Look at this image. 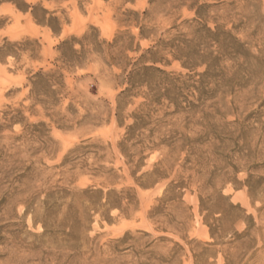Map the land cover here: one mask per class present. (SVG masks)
I'll return each instance as SVG.
<instances>
[{
  "label": "rangeland",
  "instance_id": "374dc122",
  "mask_svg": "<svg viewBox=\"0 0 264 264\" xmlns=\"http://www.w3.org/2000/svg\"><path fill=\"white\" fill-rule=\"evenodd\" d=\"M0 264H264V0H0Z\"/></svg>",
  "mask_w": 264,
  "mask_h": 264
},
{
  "label": "trees",
  "instance_id": "16d2710c",
  "mask_svg": "<svg viewBox=\"0 0 264 264\" xmlns=\"http://www.w3.org/2000/svg\"><path fill=\"white\" fill-rule=\"evenodd\" d=\"M1 1H13V2H18V0H1ZM208 31L210 32V33H212V31L210 30V29H208ZM215 36L213 37L214 39H212L214 42H216V43H218L219 45H221V42L218 40V37H216V34H214ZM216 38V39H215ZM230 50H233V52H232V55H235V56H237L239 53H238V51H235V48L234 47H232V49H230ZM151 53V52H150ZM175 57L176 58H181V55H175ZM201 59H193V58H190V57H188L187 59H186V61L183 63L184 64V66L185 67H189L190 69H193V68H195V67H197L198 66V64H201V65H204V64H207V63H205V62H207V61H205L206 59H204V57H200ZM217 59H218V57H217ZM151 61L153 62V63H157L158 61H157V59H155V58H153V59H151ZM153 68L152 67H146V68H144L143 70H146V71H149V70H152ZM211 69H213V65H209L208 64V70H207V72L204 74L205 76H207V75H209V71H211ZM154 70V69H153ZM156 71H159V72H161L159 69H155ZM138 75L139 74H137V71H133V72H131L129 75H128V78H127V80H128V84L130 85V88H128L124 93H123V95H129L130 93H132L135 89H137V87H139V86H141V84H140V81H137L138 79H137V77H138ZM200 84L202 85V91H204L205 92V87H207L206 86V84L203 82V81H201L200 82ZM143 117L142 116H140V117H136V120H141ZM133 129H135V128H131V130H133Z\"/></svg>",
  "mask_w": 264,
  "mask_h": 264
}]
</instances>
